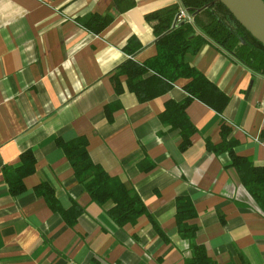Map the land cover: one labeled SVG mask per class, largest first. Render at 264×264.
I'll use <instances>...</instances> for the list:
<instances>
[{"label": "crops", "instance_id": "obj_1", "mask_svg": "<svg viewBox=\"0 0 264 264\" xmlns=\"http://www.w3.org/2000/svg\"><path fill=\"white\" fill-rule=\"evenodd\" d=\"M179 0H134L119 11L113 0H0V264H185L189 242L175 223V199L193 202L195 243L215 264H264V215L243 188L219 143L220 125L231 127L235 152L264 163V76L204 43L188 62L228 96L221 114L194 99L186 114L195 127L179 149V131L159 115L168 100L182 101L189 79L145 101L126 87L114 91L111 76L127 59L156 53V35L145 15ZM111 15L94 34L77 20ZM85 136L91 160L136 193L167 238L147 216L118 227L111 202L93 203L57 146ZM31 150L35 172L25 192L11 196L3 168L17 167ZM51 187L62 209H83L70 228L34 193Z\"/></svg>", "mask_w": 264, "mask_h": 264}, {"label": "trees", "instance_id": "obj_2", "mask_svg": "<svg viewBox=\"0 0 264 264\" xmlns=\"http://www.w3.org/2000/svg\"><path fill=\"white\" fill-rule=\"evenodd\" d=\"M113 1L119 11L134 6V0ZM180 6L187 10L192 21L173 25L174 16ZM145 18L152 25L156 35V53L142 62L127 59L111 76L112 85L115 93H121L123 86L119 77L125 75L127 89L133 92L139 101H145L167 92L176 80L189 79L184 86L185 98L182 101H166L159 115L163 123L179 131V149L184 151L190 145V137L195 132V127L186 114L189 103L197 99L221 114L228 102V96L199 69L191 65L187 56L194 55L204 43L212 41L249 69L264 76V45L239 24L229 10L217 0H179L178 3L146 14ZM77 21L87 30L97 34L112 21V16L90 13ZM230 134L231 127L222 123L219 130L220 142L215 144L206 138L205 145L215 155L227 153L230 160L227 167L235 169L243 188L264 215V163L255 165L249 157L238 155L235 152L237 140ZM55 142L63 150L75 179L83 186L91 201L99 206L107 202L112 203L107 215L118 227L134 224L141 216H147L158 235L163 241H167L147 213L140 197L126 189L119 179L110 177L100 165L91 160L85 136H76L68 141L56 138ZM19 160L17 167L5 165L2 171L11 196L25 192L23 181L35 172L36 159L31 150L21 152ZM34 193L70 228L76 224L83 212L76 203H72L66 210L62 209L54 191L45 183L36 186ZM195 217L191 199L178 196L175 199L176 228L179 236L189 242L191 252L185 264H215L208 257L205 247L195 243L198 230L190 223Z\"/></svg>", "mask_w": 264, "mask_h": 264}, {"label": "water", "instance_id": "obj_3", "mask_svg": "<svg viewBox=\"0 0 264 264\" xmlns=\"http://www.w3.org/2000/svg\"><path fill=\"white\" fill-rule=\"evenodd\" d=\"M254 38L264 45V0H217Z\"/></svg>", "mask_w": 264, "mask_h": 264}, {"label": "built area", "instance_id": "obj_4", "mask_svg": "<svg viewBox=\"0 0 264 264\" xmlns=\"http://www.w3.org/2000/svg\"><path fill=\"white\" fill-rule=\"evenodd\" d=\"M182 21L191 22L192 17L190 16V14L187 12V10L184 7L180 6L177 13L174 16L173 25H177L178 23Z\"/></svg>", "mask_w": 264, "mask_h": 264}]
</instances>
